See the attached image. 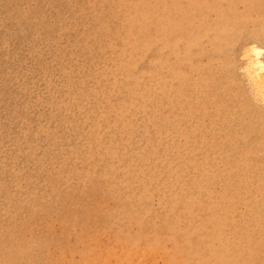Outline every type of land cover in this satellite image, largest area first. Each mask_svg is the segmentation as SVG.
Returning <instances> with one entry per match:
<instances>
[{
  "label": "rangeland",
  "instance_id": "obj_1",
  "mask_svg": "<svg viewBox=\"0 0 264 264\" xmlns=\"http://www.w3.org/2000/svg\"><path fill=\"white\" fill-rule=\"evenodd\" d=\"M252 45L264 0H0V264H264Z\"/></svg>",
  "mask_w": 264,
  "mask_h": 264
},
{
  "label": "bare ground",
  "instance_id": "obj_2",
  "mask_svg": "<svg viewBox=\"0 0 264 264\" xmlns=\"http://www.w3.org/2000/svg\"><path fill=\"white\" fill-rule=\"evenodd\" d=\"M262 48L261 47H258V46H256V45H252V46H250V47H248L247 49H245V55L244 56H247V57H245L246 59H245V61H246V74H248L249 76L248 77H250L251 79L250 80H252L251 82H253L252 84V86H254V88L253 89H256V92H258L259 93V98H260V96L262 97V98H264V62H263V60L261 59V53H262ZM254 91V90H253ZM255 92V91H254ZM255 92V93H256ZM256 95V94H255ZM258 96V95H257ZM263 100V99H262ZM148 249V248H147ZM151 249V248H150ZM149 249V250H150ZM127 251V250H126ZM134 251H136V250H134ZM134 251H130V253L131 252H133L134 253ZM139 251V250H138ZM142 251V250H141ZM141 251H139L140 253H141ZM145 251H147V250H144V253H145ZM151 251V250H150ZM137 253V251H136V253L139 255L140 253ZM125 253V252H124ZM142 253H143V251H142ZM142 253L140 254V255H142ZM117 254H119V253H117ZM127 254V253H126ZM145 254H150L149 252L148 253H145ZM145 254H143L141 257H143L144 259H145V257H146V255ZM120 255V254H119ZM130 254L128 253V256H129ZM139 255V256H140ZM151 255H152V251H151V254H150V257H151ZM125 256V255H124ZM131 256V255H130ZM133 256H134V258H135V255L133 254ZM137 256V255H136ZM121 257V256H120ZM120 257H118V259L120 258ZM126 257H127V255H126ZM132 257V256H131ZM141 257H136L137 259H139L138 261H140V262H138L137 261V259H135L136 260V262H134V264H137V262L139 263V264H142V262L143 261H145V260H143V258H141ZM148 257V260L150 259L149 258V256H147ZM146 257V258H147ZM105 258H106V256H105ZM104 258V259H105ZM115 258V257H114ZM122 258V257H121ZM128 258V257H127ZM130 258V257H129ZM129 258L127 259V261H129ZM57 259H58V257H57ZM100 259V258H99ZM98 259V260H99ZM103 259V258H102ZM124 259H126V258H124ZM124 259H122V260H124ZM141 259V260H140ZM101 260V259H100ZM131 260H133V258L132 259H130V261ZM85 261V260H84ZM96 261V260H95ZM104 261V260H103ZM134 261V260H133ZM142 261V262H141ZM150 262L152 261V259L151 260H149ZM148 261V262H149ZM55 262V261H54ZM115 262H118V261H115ZM114 262V263H115ZM145 262H147V261H145ZM147 263V264H152V262L151 263ZM52 263H53V261H52ZM89 263V262H88ZM100 263V262H99ZM106 263V262H105ZM87 264V263H86ZM101 264V263H100ZM103 264H104V262H103ZM115 264H117V263H115ZM118 264H119V262H118ZM122 264H123V262H122ZM126 264V263H125ZM127 264H130V263H127ZM131 264H132V261H131ZM145 264V263H144ZM154 264V263H153Z\"/></svg>",
  "mask_w": 264,
  "mask_h": 264
}]
</instances>
